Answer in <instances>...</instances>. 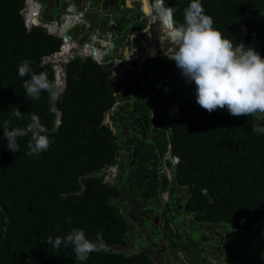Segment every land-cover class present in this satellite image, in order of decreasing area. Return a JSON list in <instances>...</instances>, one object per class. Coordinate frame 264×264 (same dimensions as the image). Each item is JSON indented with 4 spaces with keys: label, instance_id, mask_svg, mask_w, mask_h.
I'll use <instances>...</instances> for the list:
<instances>
[{
    "label": "trees",
    "instance_id": "obj_1",
    "mask_svg": "<svg viewBox=\"0 0 264 264\" xmlns=\"http://www.w3.org/2000/svg\"><path fill=\"white\" fill-rule=\"evenodd\" d=\"M189 2L170 0L177 27ZM201 3L225 38L254 47L264 58V0ZM22 7L23 0H0V264H156L145 251L109 249L79 261L71 248L62 244L54 250L46 243L49 236L63 238L78 228L92 241L100 234L106 247L126 245L130 223L117 205L103 199L106 185L94 175L114 160L113 135L102 124L115 101L109 71L89 58H76L66 65L67 84L58 98L27 97L22 85L30 77L18 75L19 64L27 59L34 72H46L54 81L52 64L42 59L59 48L61 39L40 26L28 30ZM15 108L21 118L12 115ZM54 109L61 111L59 125ZM26 113L37 114L48 128L50 146L38 157L26 154L30 136L18 138L14 153L3 135L5 120L10 129L26 127ZM181 114L170 144L179 158L176 177L187 187L188 211L264 235V133L252 131L253 125L264 126V114L209 113L191 102L182 104ZM135 196L137 202V192H131L130 198Z\"/></svg>",
    "mask_w": 264,
    "mask_h": 264
},
{
    "label": "flooded vegetation",
    "instance_id": "obj_2",
    "mask_svg": "<svg viewBox=\"0 0 264 264\" xmlns=\"http://www.w3.org/2000/svg\"><path fill=\"white\" fill-rule=\"evenodd\" d=\"M26 7L38 9L37 24L30 29L40 26L61 39L52 54L69 50L64 60L53 63L89 58L109 71L111 94L118 105L102 121L110 128L114 145V160L106 165V187L113 193L110 202L130 223L128 243L114 247L129 253L145 251L156 264H264L256 259L264 249V235L255 228L245 232L188 211L187 187L176 177L170 133L175 119L183 116L182 104L194 103L175 89L193 86L179 77L181 70L175 73V61L169 59L180 37L170 34L179 29L170 0H23L20 13L28 29ZM131 192H137V202L136 196L130 198ZM158 228L164 236L156 243L150 230Z\"/></svg>",
    "mask_w": 264,
    "mask_h": 264
},
{
    "label": "clouds",
    "instance_id": "obj_3",
    "mask_svg": "<svg viewBox=\"0 0 264 264\" xmlns=\"http://www.w3.org/2000/svg\"><path fill=\"white\" fill-rule=\"evenodd\" d=\"M168 11L171 12L172 9H168ZM213 25V18L205 14L201 0H190L184 9L183 23L179 26L181 35L175 41L177 47L173 55L168 56L181 70L183 76L179 77L183 81H188L189 85L193 86L194 82L196 103L209 113L227 108L229 114L236 117L264 114V58L252 46H246L243 43L234 44ZM240 28L244 35L246 27L241 25ZM57 55L56 52L46 55L42 59V64L52 62L54 81L49 79L46 72H34L29 60L21 61L18 66V75L21 78L30 77L24 79L22 85L26 90L27 97L39 100L42 93H48L50 96L58 98L63 92L67 84L66 65L68 63H53V59ZM63 83H65L64 86ZM114 103H116L115 107L112 109L111 106L110 110L105 113L104 119L107 113L110 114L116 109L118 103ZM54 110L58 116L61 115L60 110ZM12 115L16 118L22 117L18 108H15ZM23 115H27L29 118L26 127L10 129V121H4L2 128L4 138L8 142L7 148L11 152H19L18 138L30 136L27 141L29 151L26 154L38 157L50 146L48 128L41 122L37 114L26 113ZM252 131L257 134L264 133V126L253 125ZM176 157L173 155V163ZM108 169L105 165L94 175L101 177L103 181L108 177ZM103 184L105 183L103 182ZM107 191L108 187L104 194ZM108 199L110 200L111 197ZM46 243L54 250H59L62 244L65 248H71L75 258L79 261L87 260L93 252L114 246L112 244L106 247L100 234H97L96 241H92L86 237L84 230L78 228L71 229L63 238L57 236L53 240L49 236ZM115 250L123 252L118 248ZM134 252L135 250L125 253L132 254Z\"/></svg>",
    "mask_w": 264,
    "mask_h": 264
},
{
    "label": "rangeland",
    "instance_id": "obj_4",
    "mask_svg": "<svg viewBox=\"0 0 264 264\" xmlns=\"http://www.w3.org/2000/svg\"><path fill=\"white\" fill-rule=\"evenodd\" d=\"M152 80L155 81V82H159V83H160V81H156L155 76L152 77ZM168 82H169V81H168ZM173 90H174V89L172 88L171 90L168 91V93L171 92V91H173ZM175 90H177L178 94H179V92H182V93H183V97H188V99H189L190 101L194 102V104H197V103H196V95H195V89H194V88L186 87V86H185V88H181V87L178 85V86L176 87ZM168 93H167V94H168ZM166 98H167V97H166ZM178 100H179V98H178L176 101L179 102ZM173 104H176L175 101H174ZM218 110L228 112L227 108H224V109H218ZM228 113H229V112H228ZM153 202L157 204L158 200H154ZM160 208H161V205H160ZM160 211H161V209H159V208L157 207V208H155L154 213H157V214H158V213H160ZM148 221H151V219L148 220ZM175 221H176V223L178 224V219H176ZM136 224H137V222H136L134 225H136ZM158 230H159V231H154L153 229L150 230L151 238H152V239L154 240V242H156V243L160 242V239L164 236V235H163V232L160 231L159 228H158ZM168 231H169V230H168ZM168 231H167V234H168ZM145 237H146V236H145ZM146 238H147V237H146ZM241 240H242V238L239 239L238 243L241 242ZM242 241L245 243V246H244V247L247 248V247H248V239H247L246 237H244ZM143 244H144V245H145V244H148V241H147V240L144 241ZM150 250H151V249H150ZM247 250H250V248H248ZM151 251H152V250H151ZM256 259H257V260H264V249H263L259 254H257Z\"/></svg>",
    "mask_w": 264,
    "mask_h": 264
},
{
    "label": "water",
    "instance_id": "obj_5",
    "mask_svg": "<svg viewBox=\"0 0 264 264\" xmlns=\"http://www.w3.org/2000/svg\"><path fill=\"white\" fill-rule=\"evenodd\" d=\"M159 2V1H158ZM71 10V9H70ZM25 12L27 11L28 13H29V17H28V22L26 21V25H29V28H28V30L30 29V26L32 25H35V24H37V12H38V9H36V8H32L31 10H29V8L28 7H26V9L24 10ZM166 16H167V18L168 19H170V12L167 10L166 11ZM31 22V23H30ZM168 24H169V26H170V24H171V22H167ZM170 34H177V35H181V33H180V31H179V29H172L171 30V32H170ZM61 36V35H60ZM62 38H63V41L64 42H66V41H68V36H66L64 33H63V35H62ZM180 71V69L177 67L176 69H175V73H178ZM140 73H141V71H140ZM140 76V80H141V75H139ZM141 83H142V85L145 83L144 81H141ZM65 85V83H63V86ZM115 105H116V103H114L113 105H112V109L115 107ZM108 114L109 113H107L106 114V120L108 119ZM60 114H59V116H58V114H57V119H56V121H55V123H56V125H59L60 124V122H61V119H60ZM111 128L113 129V127L111 126ZM177 162H178V157H176V158H174V163H173V165H174V169H176L177 168ZM110 173V172H109ZM109 176V175H108ZM104 183H105V185L106 186H108L106 183H107V178H104V181H103ZM111 196H113V193L112 192H110L109 190L104 194V196H103V199H105V200H108L109 202H110V200L108 199L109 197H111ZM165 203V202H164ZM107 249H109V250H115L116 248L114 247V246H111V247H109V248H107Z\"/></svg>",
    "mask_w": 264,
    "mask_h": 264
},
{
    "label": "bare ground",
    "instance_id": "obj_6",
    "mask_svg": "<svg viewBox=\"0 0 264 264\" xmlns=\"http://www.w3.org/2000/svg\"><path fill=\"white\" fill-rule=\"evenodd\" d=\"M26 18H27V16H26ZM68 53H69V50H68L67 48H64V49L62 50V52L59 53L55 59L63 58V60H64ZM59 68H60V67H59Z\"/></svg>",
    "mask_w": 264,
    "mask_h": 264
}]
</instances>
